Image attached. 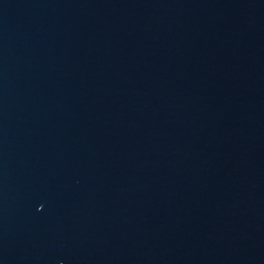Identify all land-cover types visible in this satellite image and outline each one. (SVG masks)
<instances>
[{"label":"water","instance_id":"95a60500","mask_svg":"<svg viewBox=\"0 0 264 264\" xmlns=\"http://www.w3.org/2000/svg\"><path fill=\"white\" fill-rule=\"evenodd\" d=\"M0 264H264V0H0Z\"/></svg>","mask_w":264,"mask_h":264}]
</instances>
